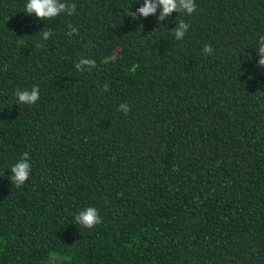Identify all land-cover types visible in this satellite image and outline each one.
Returning <instances> with one entry per match:
<instances>
[{"label": "trees", "instance_id": "obj_1", "mask_svg": "<svg viewBox=\"0 0 264 264\" xmlns=\"http://www.w3.org/2000/svg\"><path fill=\"white\" fill-rule=\"evenodd\" d=\"M26 2L0 0V264H264V0H195L163 23L132 17L144 0H64L76 12L50 20ZM87 207L92 229L74 219Z\"/></svg>", "mask_w": 264, "mask_h": 264}, {"label": "clouds", "instance_id": "obj_2", "mask_svg": "<svg viewBox=\"0 0 264 264\" xmlns=\"http://www.w3.org/2000/svg\"><path fill=\"white\" fill-rule=\"evenodd\" d=\"M159 9L158 21L163 23L174 12H185L188 15H192L196 11L195 0H144L143 5L139 7L136 12L131 11L132 17L137 19L138 17L148 18L149 16L156 15ZM24 12L29 16H35L40 20H50L62 13H66L71 16L76 12V5L74 3L69 4L64 0H27ZM69 31L67 35L69 37L78 33V29L72 25H69ZM190 25L183 20L172 30V33L177 41L182 40ZM39 35L44 41L49 40L53 35V30L45 28L39 32ZM23 40L18 41V44L22 45ZM43 45L37 43L36 47H42ZM257 53L259 55V61L257 67L264 68V36H260L258 40ZM204 54L208 55L213 52L211 45L204 46ZM96 67V61L93 59L81 58L80 61L75 64V68L78 71H91ZM108 90V85H104V91ZM40 89L38 86H33L31 90L17 89L15 96L19 104L34 105L40 99ZM118 111L127 115L131 108L127 103H121L118 107ZM30 156L28 152H24L17 163H15L10 171V180L16 187L23 186L29 179L31 173ZM77 224L84 228L92 229L98 224L102 223V219L98 210L95 207H87L83 211H80L75 216Z\"/></svg>", "mask_w": 264, "mask_h": 264}]
</instances>
